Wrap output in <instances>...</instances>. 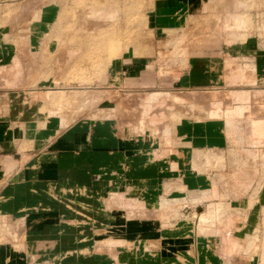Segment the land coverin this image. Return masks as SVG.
I'll list each match as a JSON object with an SVG mask.
<instances>
[{
	"label": "crops",
	"instance_id": "crops-1",
	"mask_svg": "<svg viewBox=\"0 0 264 264\" xmlns=\"http://www.w3.org/2000/svg\"><path fill=\"white\" fill-rule=\"evenodd\" d=\"M186 2L159 4L174 10L168 31L184 27ZM19 6L27 11L20 16ZM38 7L35 0H0V264H262L261 241L249 240L264 222V184L255 194L242 192L238 169L248 160L238 155L252 154L258 169L264 166V125L260 146H249L247 129L235 130L226 116L234 106L222 110L221 122L216 104L204 113L209 119L194 114L160 134L135 136L112 116L68 123L43 107L57 93L55 73L42 79L44 60L53 71L56 49L36 45L45 20V6ZM46 9L52 22L56 8ZM247 15L243 9L237 18ZM239 31L226 32L228 44L179 49L188 69L162 84L202 94L224 89L231 101L242 91L264 92V31ZM21 39L26 44L15 43ZM151 67L153 55L123 57L110 68L108 85L148 89ZM39 91L48 98H34ZM199 153L223 159L208 166ZM208 210L205 223L188 222ZM233 234L242 251L230 257L222 241Z\"/></svg>",
	"mask_w": 264,
	"mask_h": 264
},
{
	"label": "rangeland",
	"instance_id": "rangeland-1",
	"mask_svg": "<svg viewBox=\"0 0 264 264\" xmlns=\"http://www.w3.org/2000/svg\"><path fill=\"white\" fill-rule=\"evenodd\" d=\"M164 1L166 0H35L38 8L45 6L39 16L45 20L41 21V37L36 40V45L56 49V53L51 55L53 64L50 68L53 71L48 69L50 60H44L46 63L43 68L46 71L42 79L47 80L50 72L55 73L54 90L57 91L52 99L54 103L44 101V109L47 111L52 108L56 115L65 118L68 123L87 115L93 120L112 116L120 122L121 128L136 136L145 133L144 130L160 134L163 127H174L182 118L195 119L194 114H201V119H209L210 116L206 117L204 113L216 104L218 114L214 118L221 122L225 120L221 116L222 110L234 106L226 116L233 118L235 130L242 127L247 129L249 146H260L263 139L264 92L250 94L242 91L234 94L235 99L231 101V94L224 89L206 88L208 93L202 94L199 90L178 89L175 85L167 87L162 83L176 80L182 70L188 69L183 63L185 60L182 61L188 55L179 49L190 47L193 50L224 45L227 42L224 35L230 30L238 32L250 29L253 35H256L257 29L264 31V19L258 21V13L264 10L263 5L257 4L259 0H249L251 4L244 6L241 3L246 0H234V5L231 6V0H187L186 10L181 6L187 16L184 27L168 31L166 25L172 23L174 10H161L159 4ZM27 3L26 1L24 5ZM48 6L56 8L52 22L45 18L48 17ZM45 9L46 15L43 13ZM243 9L249 15L243 19L237 18ZM21 12L25 14L27 11L19 6V16ZM156 17H165V21L161 18V21H156ZM15 43L26 44L22 39ZM166 49H176L175 54L166 53ZM148 55H153L149 77L152 86L143 89L142 86L125 88L124 85L114 89L108 85L110 68L115 61L126 56L142 58ZM39 92L33 95L34 98H48L47 93ZM240 102H246V108L238 106ZM184 113L186 115L183 117L177 116ZM214 114L216 113L210 115ZM195 156L204 158L203 161L208 166L223 159L221 154L199 153ZM238 156L248 160L238 169L242 173L239 184L243 186L242 192L252 191L255 194L264 184V166L258 169L254 159L256 157L252 154ZM262 161L264 162V158ZM251 162L255 163L253 167L248 166ZM259 172H262L261 176L258 175ZM210 216H213L210 210L203 214L193 212L188 216V222H194L195 226V219L201 224ZM231 236V241H226L228 236L222 241V252L230 257L242 251L236 242L237 236ZM249 241H261L259 247L263 264L264 222L256 228ZM255 243L254 247L257 246ZM253 246H245L244 249L247 247L246 251H251ZM247 261L245 260L246 264Z\"/></svg>",
	"mask_w": 264,
	"mask_h": 264
}]
</instances>
